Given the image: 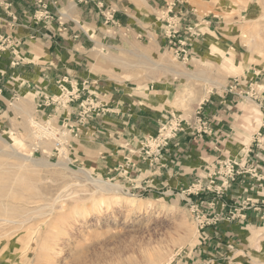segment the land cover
Returning a JSON list of instances; mask_svg holds the SVG:
<instances>
[{"label":"rangeland","instance_id":"obj_1","mask_svg":"<svg viewBox=\"0 0 264 264\" xmlns=\"http://www.w3.org/2000/svg\"><path fill=\"white\" fill-rule=\"evenodd\" d=\"M80 1L91 4L95 12L96 10L104 12L101 17L115 24L113 16L119 7V4L117 5L119 0L117 2L116 0ZM129 1L130 4L127 7L131 9L130 14L134 20L137 23L141 22L140 28L126 27L122 23L118 28L103 27L102 31L107 36L103 39L94 37V50L102 54L109 70L113 69L112 74L109 75L111 79L119 82L127 81L131 87L157 95L154 103L156 106H159L158 104L164 106V101L166 102L167 117L163 122L177 118L183 122V130L191 124L192 128H190L197 135L204 134L194 129L193 122L197 111L204 118L199 106L208 92L225 89L228 81L236 85L237 77L249 68L250 72H256L264 78V49L252 56L247 55L248 45L244 42L246 36L247 38L250 34L253 36L254 29L260 28L264 22V0ZM178 3L187 8L188 17L193 19L182 26L179 16L171 11L164 15L162 8ZM36 4L40 10L35 12V19L46 17L44 2L38 0ZM39 11L43 13L38 14ZM174 16L179 21L177 28L179 32L181 29L182 33L179 36H190L185 30L187 26H194V29L200 32V37L203 36L201 31L204 30L205 21L218 22L222 26L227 24L232 36H220L222 39L218 41L215 38L218 50L213 54L206 44L207 36H205L203 45H198L200 48L198 58L191 67H186L174 56L171 46L170 52L158 53L155 47L151 46V39L149 45L141 39H129V36H138L139 32L144 31L148 25L160 28L161 35L165 36L166 19ZM143 19L148 21L143 22ZM197 23L200 25L197 26ZM130 24L133 25L134 22ZM226 38L231 45L239 47L240 56L243 58L242 70L232 71L226 66L232 61L235 63L232 58L225 56L228 48L223 44ZM166 41L168 43L167 39ZM163 64L167 68H164ZM168 69L178 72L186 81L174 77L167 72ZM187 75H193L199 80L192 82L187 79ZM164 80H169L170 89L163 87ZM206 80L221 84L222 87H219L220 85L210 87ZM60 85L74 92L66 86L64 81H61L58 82L57 95L53 96H60ZM53 96L47 95L44 100ZM197 97L202 99L197 101ZM181 98L183 102L179 105ZM66 101L61 105H53L62 108L72 102ZM42 104L44 105V102ZM15 105L18 106L16 103ZM83 105V101L79 103L80 109ZM32 113L33 115L31 114L26 120L12 122L11 128H0V136L5 139L9 137V130L12 129L20 137L25 138L30 134L32 136V133L35 135V139L26 138V142L21 146L22 152L30 153L35 163L0 156V168L3 169L0 170V175L3 177L0 178V185L4 186V190H0V221L1 218L8 219L4 223L0 222V251H4L3 259H10L3 264H264V228L261 234L255 233L248 236L246 233L243 234L242 229L240 231L244 225L238 229L234 227L232 231H228L224 225L221 226L224 221L234 220L237 213L235 208H247L251 206L250 204H258V202L245 199L240 206L232 202L231 208L219 211L216 207L217 202L210 201L207 203L208 209H204L200 207L199 201L180 199L181 197L165 199L163 196H147L146 193H142L144 189L138 192L139 189L135 187H128L116 179L96 173L86 164L76 162L69 165L68 163L67 167L61 168L57 166L58 161L62 159L60 149L59 152H55L57 154L55 155L52 148L59 139H63L61 148H64V144L68 141L66 133H62L47 120L41 117L36 118L34 110ZM256 119L257 116H252V120ZM40 135H43L42 141L48 146L42 150L40 148L31 150L33 143L41 141V138H38ZM146 138L140 140L139 149L144 160L151 159L154 163L153 161L161 157V151L169 145L171 140L154 158L151 156V151L149 156L142 150V142ZM17 141L19 139H15V145L18 144ZM64 151L71 161L69 152L65 148ZM43 158L47 159V165L41 163ZM21 163L24 168H16ZM80 169L90 171L94 178L101 177L112 184L120 185L123 187V192H127L128 195L123 196L115 191L97 190L84 180L79 173ZM224 170L225 176V167ZM234 172L235 175L232 178H226L227 184L225 181L222 187H227L238 176L235 168ZM16 179L21 181H15ZM202 188L200 184L192 185L186 190L184 196L198 195ZM215 191L217 196L222 195L221 189L215 188ZM127 197H134L144 205L131 207L126 202ZM51 200H55L53 206H51L53 203ZM147 202L151 203V206ZM259 209L264 215V201ZM9 219L15 222L10 220V223ZM187 225L191 226L193 233L186 237L185 226ZM43 246L47 247L43 249Z\"/></svg>","mask_w":264,"mask_h":264},{"label":"crops","instance_id":"obj_2","mask_svg":"<svg viewBox=\"0 0 264 264\" xmlns=\"http://www.w3.org/2000/svg\"><path fill=\"white\" fill-rule=\"evenodd\" d=\"M37 1L0 0V128H11L12 122L26 120L34 110L36 118L41 117L66 133L68 141L64 148L71 157L69 165L86 164L96 173L135 187L138 192L144 189L142 193L147 196L199 201L204 209H208L210 201L217 202L218 210L224 211L231 208L232 202L240 206L245 199H250L258 204L235 208L234 220L224 221L221 226L232 231L244 225L240 228L243 234H261L264 228V215L259 209L264 201V78L249 68L237 77L236 85L228 81L225 89L208 92L199 102V109L209 122L210 133L197 135L190 127L184 128L152 163L151 159H143L139 142L157 134L160 123L167 117L166 102L164 106H156L157 95L131 87L127 81L111 79L113 69L109 70L102 54L94 50V37L107 36L103 27L118 28L122 23L140 28L141 22L134 20L127 7L130 1L117 3L119 9L113 16L116 26L101 17L104 12H95L91 4L80 0H42L47 16L35 19V12L40 10ZM169 5L162 7L164 15L170 11L176 14L181 26L193 20L182 4ZM226 25L205 21L204 30H200L203 36L188 48L190 59L181 63L191 67L198 58V45H203L208 34L217 41L232 36ZM139 33L129 39H141L148 45L151 39V46L158 53L171 51L160 28L148 25ZM223 45L228 48L225 56L235 63L243 62L239 47L231 45L228 38ZM61 81L78 92V98L62 108L44 106L45 96L57 95ZM162 84L170 89L169 80ZM82 101L90 102L93 110H88L87 118L81 120L79 103ZM15 103L18 106L13 107ZM22 108H27L28 113L21 111ZM254 109L258 111L255 115ZM252 116L257 119L252 120ZM52 152L57 155L54 147ZM229 162L235 164L238 176L222 187L226 181L223 166ZM195 184H200L202 191L185 197L186 190ZM215 188L221 189L222 195L217 196ZM3 252L0 251V264L10 260L3 259Z\"/></svg>","mask_w":264,"mask_h":264},{"label":"bare ground","instance_id":"obj_3","mask_svg":"<svg viewBox=\"0 0 264 264\" xmlns=\"http://www.w3.org/2000/svg\"><path fill=\"white\" fill-rule=\"evenodd\" d=\"M262 24V23H261ZM256 25H258V24H256ZM253 33V32H252ZM215 37L214 36H212V35H210V34H208L207 35V37H206V41H207V45L209 46V49H210V51L212 52V54H213V52H216L217 50H218V48H217V46L215 45ZM245 43H247V47H248V50H247V55H253L254 53H256V52H258L259 50H261V49H264V22H263V24L261 25V27L259 28V27H257V29H254V34H253V36L250 34V37L249 38H247V36H246V40L244 41ZM244 43V44H245ZM261 52V51H260ZM223 55V54H222ZM243 63V62H242ZM241 62L240 63H233V61L232 62H230V63H228L226 66L227 67H229L232 71H236V70H239V69H241L242 70V68L244 67L243 66V64H242ZM163 67H165V68H167V66L165 65V64H163ZM167 72L168 73H170V74H172L174 77H176V78H180V79H182V80H184L180 75L181 74H179L178 72H176V71H173L172 69H168L167 70ZM187 79L188 80H192V82H193V80H195V81H197V80H199L197 77H195V76H193V75H187ZM202 79V78H201ZM184 81H186V80H184ZM206 82L209 84V86L210 87H213V86H215V85H220L219 87H222V85L221 84H218V83H216V82H213V81H209V80H206ZM185 92H187V91H185ZM190 93V92H189ZM188 93V94H189ZM191 94V93H190ZM194 97V96H193ZM185 98V97H184ZM200 99H202V97H197V101H199ZM183 99L181 98V101H179V105L181 104L182 105V101ZM177 102H178V100H177ZM29 104V103H28ZM13 105V107H14V104H12ZM11 105V106H12ZM16 106V105H15ZM22 106V105H21ZM184 106V105H183ZM12 108V107H11ZM29 108H30V106H29ZM252 109V108H251ZM21 111H25L26 113H28V110H27V108H22L21 109ZM15 112V111H14ZM253 113L252 114H254L255 115V113H258V111H257V109H254L253 111H252ZM30 114H32V113H30ZM29 115V114H28ZM260 115V114H259ZM29 117V116H28ZM248 119V118H247ZM254 119V118H253ZM32 121V120H31ZM248 123V122H247ZM33 124H35V123H33ZM49 127V126H48ZM50 130V129H49ZM51 131H52V129H51ZM51 131H50V133H51ZM57 131V130H56ZM32 137L35 139V135H34V133H32V136H31V134L30 135H28V136H26L25 138L24 137H20L19 136V134L16 132L15 133V130H9V137L7 138V139H5V138H3V137H1L0 136V143H1V147H0V156H6V157H8V158H15V160H18V161H22V162H31V163H35L33 160H32V157H31V154L30 153H28L27 152V154H25L26 153V151H25V153H23L22 152V150H21V146L22 145H24V143L26 142L25 140H27L28 138H31L32 139ZM42 137H43V135L41 136H39L38 138L40 139L41 138V141H39V142H37V143H33V145H32V147H30L31 148V150H36V149H38V148H40V150H42L43 148H45L46 149V147L48 146V144L46 143V142H44V141H42ZM27 138V139H26ZM15 139H19V141H17L16 143H18L17 145H15ZM57 139V138H56ZM60 140V139H59ZM63 140V139H62ZM62 140H60V141H62ZM14 141V142H13ZM32 142H33V140H32ZM25 148V147H24ZM43 153V152H42ZM60 154H61V157H62V159H61V161H58V163H57V166H60L61 168L63 167V168H65V167H67V165H68V163H69V159H68V157H67V155H66V153H65V151H64V148H60ZM8 159H6V161H7ZM2 163V162H1ZM5 163V162H4ZM7 163V162H6ZM10 163V162H9ZM41 163L43 164V165H47V159L46 158H43L42 159V161H41ZM8 164V163H7ZM18 164V163H17ZM19 164H20V162H19ZM18 164V165H19ZM38 164H40V163H38ZM5 165V164H4ZM9 165V164H8ZM13 165H14V163H13ZM22 167V163H21V165L20 166H16V168H21ZM33 167V166H32ZM5 168V167H4ZM12 168V167H11ZM22 168H24V167H22ZM27 169H28V167H26ZM37 168V167H36ZM0 170H3V169H1L0 168ZM11 170V169H10ZM8 171H9V169H8ZM13 171V170H12ZM18 171V170H17ZM23 171V170H22ZM10 172V171H9ZM11 173H13V172H11ZM20 173V172H19ZM22 173V172H21ZM79 173L84 177V180L85 181H88L93 187H95L97 190H101V191H103V192H108V191H115V192H119L120 194H122L123 196L124 195H128V193L126 192V193H124L123 192V187H121L120 185H116V184H112L111 182H109V181H105V180H103L101 177H97V178H94V177H92L91 176V173H90V171H87V170H85V169H80V171H79ZM4 174V173H3ZM7 174V173H6ZM24 174V173H23ZM17 176V175H16ZM24 176V175H23ZM19 177V176H18ZM0 178L2 179L3 177L0 175ZM13 178H15V177H13ZM21 179H22V177H20ZM12 179V178H11ZM20 180V179H19ZM19 180H15V181H19ZM24 180V179H23ZM27 180V179H26ZM10 181V180H9ZM14 181V182H15ZM21 181V180H20ZM24 182V181H23ZM26 182V181H25ZM28 182V181H27ZM13 183V182H12ZM17 183H20V182H17ZM8 184V183H7ZM11 184V183H10ZM16 184V183H15ZM25 184V183H24ZM3 185V184H2ZM9 185V184H8ZM19 186H20V184H18ZM22 185H23V183H22ZM18 186V187H19ZM27 186V185H26ZM30 186V185H29ZM7 187V186H6ZM9 188V187H8ZM11 188V187H10ZM30 189V188H29ZM0 190L1 191H3L4 190V186H1L0 185ZM22 190V189H21ZM66 190V189H65ZM20 191V190H19ZM7 192V191H6ZM1 193V192H0ZM9 194H12L13 195V193L12 192H9ZM2 195V194H1ZM8 195V194H7ZM3 196V195H2ZM11 196V195H10ZM15 196V195H14ZM5 197V196H4ZM68 197V196H67ZM126 197V196H125ZM64 198H66V197H64ZM24 199V198H23ZM54 199V198H53ZM57 200H58V198H56ZM88 200V199H87ZM90 200V199H89ZM88 200V201H89ZM51 201H53V203H51L50 205L51 206H53V204H54V202H55V200H51ZM99 201H101V200H99ZM98 201V202H99ZM89 202H91V201H89ZM126 202H127V204L128 205H130L131 207H134V206H136V205H144V203H140L137 199H135L134 197H127L126 198ZM150 202V201H149ZM149 202H147V204H151V203H149ZM24 203V202H23ZM99 204V203H98ZM10 205V204H9ZM25 205V204H24ZM97 205V204H96ZM18 206H19V204H18ZM48 206V205H47ZM129 206V207H130ZM151 206V205H150ZM163 206V205H162ZM5 211V210H4ZM20 211V210H19ZM35 211V210H34ZM33 211V212H34ZM54 211V210H53ZM25 212V211H24ZM36 212V211H35ZM27 214V213H26ZM25 215V214H24ZM22 216V215H21ZM28 217V216H27ZM44 217V216H43ZM25 218V217H24ZM3 219V220H2ZM8 219H4V218H1V221H3V223L5 222V221H7ZM11 219H9V221L8 222H10L11 223V221L12 222H15V221H13V220H11ZM30 220V219H29ZM0 221V222H1ZM186 227V233H185V236L187 237L188 235L190 236L193 232H192V228H191V226H189V225H187V226H185ZM47 246H43V249H45Z\"/></svg>","mask_w":264,"mask_h":264},{"label":"built area","instance_id":"obj_4","mask_svg":"<svg viewBox=\"0 0 264 264\" xmlns=\"http://www.w3.org/2000/svg\"><path fill=\"white\" fill-rule=\"evenodd\" d=\"M176 19H177L176 16H174L173 18L169 17L166 19L167 23H166V29H165V37L168 40V45L171 46L173 50L174 56L181 62H186L190 59L188 48L193 41L200 38V32L195 30L194 26H187L185 30L186 32L189 33L190 36H179V35H182V33H181V29L179 32V29L177 28L179 21ZM60 89H61L60 96H53L50 98H46L44 100V106H49L53 104L61 105L65 100H67L66 102H70L78 98V95H79L78 92L76 91L72 92V90L68 91L67 88L63 87V85H60ZM87 103L88 104L84 103V105L81 108L82 110L79 115V118L81 120L87 118L88 110H93L90 102H87ZM188 125L189 127L192 128L191 124H188ZM193 126H194V129L198 133H204V134L210 133L209 124L206 119L200 116L199 111H197L195 114ZM182 131H183V122L177 118H171L169 121L163 122L162 124L159 125V131L157 135L147 137L142 142V150L147 155H149L151 151V156L156 158L159 155L160 151L165 146H167L168 142L174 136H176L178 132H182ZM62 146L63 144L60 140L55 142V147H54L55 152H59V149ZM145 148L149 150H144ZM224 167L226 169L225 177L232 178L235 175L234 164L229 162L225 164ZM225 184H227V180Z\"/></svg>","mask_w":264,"mask_h":264}]
</instances>
